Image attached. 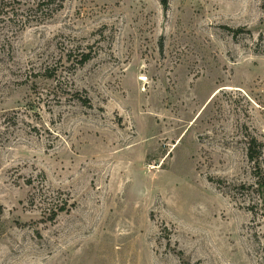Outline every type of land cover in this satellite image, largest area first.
<instances>
[{
    "label": "rangeland",
    "instance_id": "1",
    "mask_svg": "<svg viewBox=\"0 0 264 264\" xmlns=\"http://www.w3.org/2000/svg\"><path fill=\"white\" fill-rule=\"evenodd\" d=\"M38 4L0 0V264H264V0Z\"/></svg>",
    "mask_w": 264,
    "mask_h": 264
},
{
    "label": "trees",
    "instance_id": "2",
    "mask_svg": "<svg viewBox=\"0 0 264 264\" xmlns=\"http://www.w3.org/2000/svg\"><path fill=\"white\" fill-rule=\"evenodd\" d=\"M162 3L164 6H167L168 0H162ZM63 5V0H39L38 7L41 10L40 19L41 21L48 20L53 17L55 13H57ZM91 56L90 55H83L81 56L80 61L78 62V65L82 66L86 64L88 61H90ZM50 74L47 76V78H52ZM258 143L255 139L251 140L250 142V148L248 153V158L250 162H254L256 158V154L254 153V148L257 146ZM264 187V184H263ZM53 216H57L55 213H53Z\"/></svg>",
    "mask_w": 264,
    "mask_h": 264
},
{
    "label": "bare ground",
    "instance_id": "3",
    "mask_svg": "<svg viewBox=\"0 0 264 264\" xmlns=\"http://www.w3.org/2000/svg\"><path fill=\"white\" fill-rule=\"evenodd\" d=\"M142 80H144V79H142Z\"/></svg>",
    "mask_w": 264,
    "mask_h": 264
}]
</instances>
